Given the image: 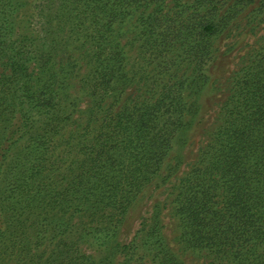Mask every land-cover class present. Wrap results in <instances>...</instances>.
I'll list each match as a JSON object with an SVG mask.
<instances>
[{
    "label": "trees",
    "instance_id": "trees-1",
    "mask_svg": "<svg viewBox=\"0 0 264 264\" xmlns=\"http://www.w3.org/2000/svg\"><path fill=\"white\" fill-rule=\"evenodd\" d=\"M254 2L94 0L93 5L85 7L76 2L80 21L86 20V15L92 16L89 40L96 50L94 67L84 80L91 106L86 112L83 133L74 145L68 144L71 138L66 139L67 151L63 149L60 155L57 152L58 156L50 154L49 157L44 153L40 156L36 151L51 149L46 136L38 135L33 156L26 151L13 165L5 167V171L0 166V244L10 248L6 241L12 234L9 231L12 216L6 215L4 204L9 205L12 215L25 211L33 214L35 210L44 214L50 210L63 215L89 213L90 217L100 218L91 220L101 225L95 231L105 235L99 242L114 243L134 199L153 181L180 138L177 135L185 127L187 117L195 115L197 107L193 109L195 104L191 102L202 93L209 80L207 69L214 62L215 41ZM47 9L43 7L44 13ZM134 13L138 14L140 29L139 55L154 66L155 75L149 80L142 77L140 91L126 96L115 112L113 108L118 98L111 92L119 87L123 93L127 82L134 83V79L123 77L117 83V66L122 61L119 52L107 41L115 34L113 24L120 14ZM7 18L6 15L1 17L0 27L5 26L12 32ZM39 51L34 60L46 70L52 58L50 51L47 48ZM0 52V60L9 70L8 74H0V118L12 116L9 121L16 126L28 127L26 114L19 108L23 104L21 100L35 102L40 112L49 110L51 101L40 96L29 77L26 63L30 50L15 52L4 45ZM178 71L182 74L176 78ZM43 72L42 69V75ZM107 98L113 102L104 109L102 105ZM221 114L220 126L211 142L176 187L174 202L179 242L185 250H204L221 262L264 264V47L249 55L233 74L230 95ZM53 128L61 129V125ZM17 130L12 131L9 138L0 139V157H4L12 144L3 148L4 142H10L14 135H18V139L23 137ZM64 153L69 156L68 163L62 158ZM48 169H51L49 173ZM56 170L59 171L57 176L62 178L60 184L53 180ZM7 186L8 196L4 191ZM33 222L36 225L39 221ZM50 224L52 231L67 229L61 219ZM156 225L147 233L149 238L142 248L162 255L156 259H166L165 264H181L175 255H168ZM63 233L61 230L56 235L58 241ZM12 245L14 250L16 245ZM85 259L77 256L74 264H108V257L98 262ZM70 261L67 246L62 243V250L51 252L44 260L32 264H69Z\"/></svg>",
    "mask_w": 264,
    "mask_h": 264
},
{
    "label": "rangeland",
    "instance_id": "rangeland-1",
    "mask_svg": "<svg viewBox=\"0 0 264 264\" xmlns=\"http://www.w3.org/2000/svg\"><path fill=\"white\" fill-rule=\"evenodd\" d=\"M76 2L78 6L85 7L90 3L93 5L94 0H0V19L6 15L12 25L10 28L12 32L5 26L0 27V47L8 45L15 52L31 51L26 63L29 77L40 96L51 101L49 110L40 112L35 102L21 100L23 104L19 108L26 114L28 127L16 126L14 122L9 121L12 116L0 118V139L9 138L11 132L16 129L17 133L23 134L19 139L18 135H14L10 142L2 144L3 148H7L8 144L12 143L4 157H0V166L4 171L5 167L13 165L24 152H31L30 156H33L36 150L34 141L38 135L46 136L51 149L43 152V148H39L36 151L40 156L44 153L49 157L50 154L57 152L60 155L63 149L67 151L66 139L71 138L68 144L74 145L78 141V136L83 133L82 129L88 117L86 112L91 106L84 80L94 67L92 62L96 50L93 42L89 40V36L92 35L90 25L92 16L86 15L87 19L80 21L76 15ZM263 2L264 0H255L254 4L232 21L215 41L214 62L207 69L209 80L202 93L192 97L191 103L195 104L193 109L197 107L195 115L187 117L185 127L177 135L180 138L176 139L153 181L134 199L114 243L111 244L110 241L103 245L99 242L105 235L95 231L101 225L98 222L91 223V220L99 221L100 218L90 217L89 213L63 215L56 210H50L44 214L40 210H35L33 214L25 211L12 215L9 205L4 204L6 215L12 216L9 220L12 224L9 231L12 234L6 241L10 248H6L3 243L0 244V264H32L42 261L51 252L62 250V243L67 246L68 258H71L69 264H74L73 259L77 256H84L86 262H98L108 257V264H165L166 259L163 261L156 259L162 255H156L153 253L154 250L151 252L142 248L147 237L149 238L147 233L155 223L161 234L158 236L164 239L168 255L169 253L175 255L181 264H229L228 261L216 260L204 250L183 249L179 242L180 228L175 215L174 200L179 180L197 162L201 151L211 142L214 132L220 126L221 112L230 95L233 74L249 59V55L264 47ZM43 7H48L45 13ZM126 15L120 14L114 22L115 34L112 40L107 41L109 46L119 52L122 61L121 65L117 66V83L122 81L123 77L128 80L134 79V83L127 82L123 93L119 87L111 92L118 98L113 108L115 112L120 109L126 96L140 91L142 77L149 80L155 75L154 66L148 65L139 55L138 14ZM46 16L50 24H47ZM102 25L100 24L101 27ZM45 48L50 51L52 57L46 68L49 72L34 60V55L41 53L39 49ZM2 73L8 74L9 70L0 60V74ZM176 74L177 78L182 72L178 71ZM112 102L113 100L107 98L102 105L103 108H107ZM54 117L58 120L54 121ZM56 124H60L61 129L53 128ZM62 158L69 162L67 153H64ZM65 162L62 164L63 167L66 165ZM47 165L52 168L50 164ZM58 165L60 166V163ZM50 170L48 169V173ZM58 173L56 170L52 176L54 182L60 184L62 178L57 176ZM4 191L8 196L10 191L8 186ZM14 203H18V200ZM35 219L39 221L38 225H33ZM57 219L65 222L67 229L52 231L48 225ZM45 225L48 226L47 229L37 236ZM61 230L64 231L61 235L62 242L56 237ZM150 240L152 241V237ZM116 243L118 244L115 245ZM12 244L16 245L14 250ZM124 245L128 248H122Z\"/></svg>",
    "mask_w": 264,
    "mask_h": 264
}]
</instances>
